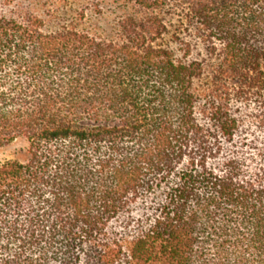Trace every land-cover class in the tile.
Segmentation results:
<instances>
[{
	"label": "trees",
	"instance_id": "obj_1",
	"mask_svg": "<svg viewBox=\"0 0 264 264\" xmlns=\"http://www.w3.org/2000/svg\"><path fill=\"white\" fill-rule=\"evenodd\" d=\"M175 1L3 0L0 264H264V0Z\"/></svg>",
	"mask_w": 264,
	"mask_h": 264
},
{
	"label": "rangeland",
	"instance_id": "obj_2",
	"mask_svg": "<svg viewBox=\"0 0 264 264\" xmlns=\"http://www.w3.org/2000/svg\"><path fill=\"white\" fill-rule=\"evenodd\" d=\"M61 0H36V4L44 7H59ZM67 3L65 6L73 7L76 5V0H66ZM179 1V0H178ZM3 0H0V7L3 6ZM80 3V2H79ZM177 3L175 0H170L168 7L166 8V11L169 12V15L167 16V21L174 25L178 24L179 16L177 12ZM109 10L113 11V6L112 4H107L106 5ZM66 20H70V16L64 17ZM195 54L196 53H204V48L201 45H197L195 49ZM29 149V144L26 140L24 139H18L12 144L2 148L0 150V165L9 161H23L26 158L27 151Z\"/></svg>",
	"mask_w": 264,
	"mask_h": 264
}]
</instances>
